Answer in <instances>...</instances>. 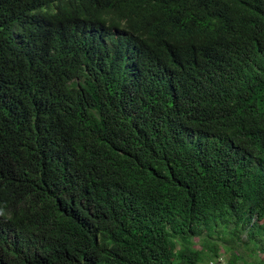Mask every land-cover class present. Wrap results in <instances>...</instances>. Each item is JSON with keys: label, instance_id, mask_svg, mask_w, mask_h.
<instances>
[{"label": "trees", "instance_id": "obj_1", "mask_svg": "<svg viewBox=\"0 0 264 264\" xmlns=\"http://www.w3.org/2000/svg\"><path fill=\"white\" fill-rule=\"evenodd\" d=\"M63 2L173 67V106L148 108L123 70L13 45L27 9ZM106 207L147 239L74 247ZM0 213L56 245L41 259L0 236V264H264V0H0Z\"/></svg>", "mask_w": 264, "mask_h": 264}, {"label": "clouds", "instance_id": "obj_2", "mask_svg": "<svg viewBox=\"0 0 264 264\" xmlns=\"http://www.w3.org/2000/svg\"><path fill=\"white\" fill-rule=\"evenodd\" d=\"M63 3L53 4L47 12L27 9L28 14L36 18H25L23 27L12 28L13 45L30 57L44 59L50 68L87 71L92 64H98L105 75L123 70L131 76L138 96L148 108H154L159 113L173 106L171 102L179 95L178 75L173 67L147 53L138 34L123 25H110L95 18L78 17L76 9ZM70 13L73 17L64 19ZM30 75L46 76L42 70L31 69L27 81L29 84L32 82ZM81 225L85 238L74 242L76 248L147 239L144 234H148L108 207L106 211L89 213ZM18 227V220L12 219L9 214L0 213L1 238L12 236L15 239L20 234L18 241L30 246L32 244L26 250L30 256L41 259L47 255L52 257L56 251L53 242H46V245L33 244L34 231L28 228L17 230ZM140 259L136 264L140 263ZM217 260L223 263V255Z\"/></svg>", "mask_w": 264, "mask_h": 264}, {"label": "rangeland", "instance_id": "obj_3", "mask_svg": "<svg viewBox=\"0 0 264 264\" xmlns=\"http://www.w3.org/2000/svg\"><path fill=\"white\" fill-rule=\"evenodd\" d=\"M252 245H253V244H252ZM197 247H198V246H197ZM243 247H245V246H244V245L240 246V248H239V250H238V251H239V252H240V251H243V252H244V249H243ZM245 257H246L247 259H250V260H252V258H250V256L248 255V253H246V254H245ZM223 258H224V262H223V263H221V264H225V263H226V261H225V260H226V258H225L224 256H223ZM256 258H257V257H256ZM238 264H244V263L239 261V262H238Z\"/></svg>", "mask_w": 264, "mask_h": 264}]
</instances>
